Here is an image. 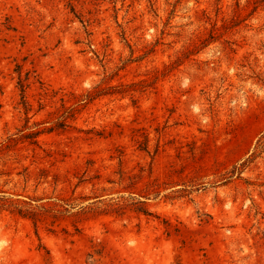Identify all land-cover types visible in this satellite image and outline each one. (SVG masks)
Here are the masks:
<instances>
[{"label": "rangeland", "instance_id": "374dc122", "mask_svg": "<svg viewBox=\"0 0 264 264\" xmlns=\"http://www.w3.org/2000/svg\"><path fill=\"white\" fill-rule=\"evenodd\" d=\"M0 264H264V0H0Z\"/></svg>", "mask_w": 264, "mask_h": 264}, {"label": "trees", "instance_id": "16d2710c", "mask_svg": "<svg viewBox=\"0 0 264 264\" xmlns=\"http://www.w3.org/2000/svg\"><path fill=\"white\" fill-rule=\"evenodd\" d=\"M93 97H94V94H92V93H87V94L84 96L83 100L87 102V101L92 100Z\"/></svg>", "mask_w": 264, "mask_h": 264}]
</instances>
